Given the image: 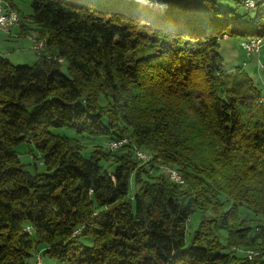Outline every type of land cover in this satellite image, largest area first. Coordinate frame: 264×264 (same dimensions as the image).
Instances as JSON below:
<instances>
[{
	"label": "trees",
	"instance_id": "1",
	"mask_svg": "<svg viewBox=\"0 0 264 264\" xmlns=\"http://www.w3.org/2000/svg\"><path fill=\"white\" fill-rule=\"evenodd\" d=\"M161 1L5 0L45 45L0 53V264H264L260 75L218 50L264 36V0Z\"/></svg>",
	"mask_w": 264,
	"mask_h": 264
},
{
	"label": "rangeland",
	"instance_id": "2",
	"mask_svg": "<svg viewBox=\"0 0 264 264\" xmlns=\"http://www.w3.org/2000/svg\"><path fill=\"white\" fill-rule=\"evenodd\" d=\"M3 1V0H2ZM15 3L16 7L19 10V13H21L22 16L27 15L28 13H30V5H29V0H11ZM145 2V4H150L149 1H153L156 4H158V9H162L164 8V3H162L161 0H143ZM157 1V2H156ZM5 2V0H4ZM144 5V4H143ZM150 6V5H149ZM25 24H29L27 22V20L25 21ZM11 29V27L6 28L5 30H0V32L3 34V32H8V30ZM0 33V47L3 46V41L4 37L1 35ZM34 34V33H32ZM30 39H31V50L33 51V53H36L33 49V37L32 35H30ZM228 42H222L220 43V47H219V52L220 54H222L223 58H224V64L226 65V67H229V65L234 64V66L236 65H242L244 66V68L247 70L249 75H253V73L258 74V76L260 75V84H261V88H262V93L264 94V73L261 71V68H263V60L261 59V57L258 55H245L244 52L240 49L237 40H227ZM5 46V45H4ZM14 49V48H13ZM21 52H17L16 49L15 50H10L9 55H7V58L11 61L12 64L14 65H24V66H28L31 65L32 62L34 61L33 59H35L36 56H34L32 53V61H25L24 60H17L14 59V56H17L18 54H20ZM264 56V45L261 49V53ZM62 61V60H59ZM258 66V68H256V66ZM253 72V73H252ZM53 132H56L58 134H62L68 137H73L75 134L72 130L63 127V128H54L52 129ZM86 142V140L84 141ZM15 151L17 153V156L21 162V164L24 166V168L27 171H34V166L35 165V170L36 171H42L43 167L41 164V162L39 163V160L37 159L38 152L36 151L35 147L33 146V143L27 142V141H23L20 142L19 144H17L15 146ZM196 221H192L191 223H189L190 227H188V229H191L192 225V229L194 228ZM187 236V233H186ZM47 262L49 264H57L56 262H54L53 260H47Z\"/></svg>",
	"mask_w": 264,
	"mask_h": 264
},
{
	"label": "built area",
	"instance_id": "3",
	"mask_svg": "<svg viewBox=\"0 0 264 264\" xmlns=\"http://www.w3.org/2000/svg\"><path fill=\"white\" fill-rule=\"evenodd\" d=\"M253 1H247L246 6L248 7L250 4H252ZM6 24H17L15 17H11V14H7L3 11V9H0V26L6 25ZM36 46H42L41 42H36L35 43ZM238 45L240 47V49L245 53V55H259L261 48L264 45V36L263 37H259V39H244V40H240L238 42ZM124 142V140L122 138L118 139V140H112L110 142H108V146L109 148H117L119 147L122 143ZM137 158L140 160L144 161V158L142 156V154H136ZM162 172H164L167 177L175 182V183H180V180H177L176 175L170 171V169L163 167L162 168ZM263 226V225H262ZM264 227V226H263ZM248 259H251L250 257H247ZM30 264H43V257L40 251H37L34 253L33 258L30 262Z\"/></svg>",
	"mask_w": 264,
	"mask_h": 264
},
{
	"label": "crops",
	"instance_id": "4",
	"mask_svg": "<svg viewBox=\"0 0 264 264\" xmlns=\"http://www.w3.org/2000/svg\"><path fill=\"white\" fill-rule=\"evenodd\" d=\"M31 33L32 30L25 23L24 24L20 23L17 26L11 27V29H9L8 32H3V34L1 33L5 41H3V46L0 47V53L7 57V55H9L10 50L16 49L17 52H21V53L18 54L17 56H14V59L24 60L23 62L32 61L31 59L33 58L30 55L33 54L35 56V53H33V51L31 50V39H30ZM261 59L263 60V56L261 57ZM255 66L256 68L258 67L257 65ZM263 102H264V94H263Z\"/></svg>",
	"mask_w": 264,
	"mask_h": 264
},
{
	"label": "bare ground",
	"instance_id": "5",
	"mask_svg": "<svg viewBox=\"0 0 264 264\" xmlns=\"http://www.w3.org/2000/svg\"><path fill=\"white\" fill-rule=\"evenodd\" d=\"M139 2H141L142 4H145V2L143 1V0H138ZM247 1H253L252 2V4H250L248 7H253V5H255L254 4V2H255V0H245L244 1V4H245V6H246V3H247ZM157 2V1H156ZM151 4H150V6L151 7H153L154 9L155 8H157L159 5L158 4H156L155 2H150ZM0 9H3V11L5 12V13H7V14H11V17H15V20H16V22L18 23L19 22V18H18V14H17V12L15 11V10H13V9H11V8H8V7H6V6H4V4H3V1L2 0H0ZM14 25H16V24H6V25H4V27L3 26H0V30H5L6 28H9V27H11V26H14ZM32 35V37H33V39H34V41H33V49H34V51L38 54L39 52H40V50L43 48V46L45 45V40L43 39V38H37V36L35 35V34H31ZM259 37H263V36H257V37H250V38H248V39H259ZM36 42H41L42 43V46H36ZM60 60V59H59ZM123 140H124V142H125V138H122ZM134 154H142V156L143 157H145L144 158V160H147V156L145 155V154H143L140 150H139V148L137 149L135 146H134ZM163 167H166V168H168V169H170V171L171 172H173L175 175H176V178H177V180H180V182H182V180H181V178H180V175L178 174V172L174 169V168H172V167H167V166H163ZM162 167V168H163ZM262 225L264 226V222L262 223ZM75 232H78V230H76ZM74 233V232H73ZM234 250V249H233ZM235 250L236 251H240L243 255H245L246 257H250L251 256V258L252 257H254V255H255V252L252 250V249H249V248H245V249H240V248H235ZM43 257V256H42ZM43 264H48L45 260H44V258H43Z\"/></svg>",
	"mask_w": 264,
	"mask_h": 264
}]
</instances>
